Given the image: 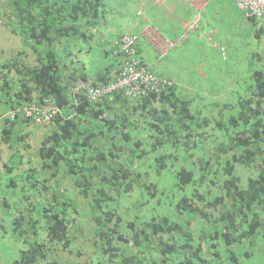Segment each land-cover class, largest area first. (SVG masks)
I'll return each mask as SVG.
<instances>
[{
  "label": "trees",
  "instance_id": "obj_1",
  "mask_svg": "<svg viewBox=\"0 0 264 264\" xmlns=\"http://www.w3.org/2000/svg\"><path fill=\"white\" fill-rule=\"evenodd\" d=\"M104 12L103 0H0L23 48L0 50V192H22L12 213L0 202L8 264H81L71 254L83 227L98 264H264V65L214 119L174 81L89 101L71 87L111 81L120 65ZM44 98L61 109L50 122L1 117ZM135 191L138 212L125 215Z\"/></svg>",
  "mask_w": 264,
  "mask_h": 264
},
{
  "label": "rangeland",
  "instance_id": "obj_2",
  "mask_svg": "<svg viewBox=\"0 0 264 264\" xmlns=\"http://www.w3.org/2000/svg\"><path fill=\"white\" fill-rule=\"evenodd\" d=\"M139 1L103 0L105 15L101 22L106 21L108 28L105 30L111 31L113 28H115L114 31L120 30L126 15L134 16ZM195 1L207 5L203 10L189 6L191 10L187 11L185 8L184 12L180 11L178 19L181 22L185 21L181 24L180 30H185L186 39L169 49L160 61L158 69L176 79L179 93L183 97L192 99L193 111L199 112L200 116L214 119L219 117L218 113L223 105L235 103L239 96L246 94L247 87L251 83L252 72L263 68L261 64L264 65V35L260 37L255 35V26L237 9L233 0ZM194 14H197L196 18H193ZM0 22H2L1 16ZM3 27L1 23L0 49L3 48L1 58L7 59L11 54L15 55L17 51H22L23 48H21L20 40H12ZM102 31L100 29L98 32ZM109 34L112 35L111 32ZM84 55L90 59L88 54ZM30 127L34 130L30 136L31 143L37 144L42 132L35 131V125ZM209 129L208 133L214 134V131ZM1 179L0 177V182H2ZM150 179H155L153 173L150 174ZM167 187L170 188V182ZM137 197L138 191H135L127 199L129 202L124 200L122 209L125 215L130 214L127 209L129 204L133 212H138ZM21 198L22 192L19 189L16 193L0 192V202L7 199L11 204V210L8 208L11 213L15 211L14 207L17 208L15 204H19ZM3 208L0 204V210ZM155 209L161 210L157 207ZM156 210L153 212L155 213ZM9 218H12L11 215L6 220ZM83 228L85 229L81 231L78 229L77 237L73 239L74 248L77 251L72 252L71 257L80 260L81 264H98L101 256L91 255L92 245L89 241L85 242L86 238L91 239V234L86 227ZM3 235L5 236L0 238V264H8L9 253L6 252V248L11 247V244L5 231ZM260 245L264 248V239L260 241ZM62 257H65V253Z\"/></svg>",
  "mask_w": 264,
  "mask_h": 264
},
{
  "label": "built area",
  "instance_id": "obj_3",
  "mask_svg": "<svg viewBox=\"0 0 264 264\" xmlns=\"http://www.w3.org/2000/svg\"><path fill=\"white\" fill-rule=\"evenodd\" d=\"M233 2L245 18L264 20V0H233ZM140 13L141 11H137V14ZM139 40L145 41L161 55L174 44L173 41L163 38L159 31L150 25L143 26L137 33L123 34L115 41L116 51L120 56V65L115 78L97 84L88 81L77 83L71 87V93L83 94L89 101H97L103 96L119 91L124 97L135 99L150 93H160L172 85L173 81L169 77L154 73L140 60L137 53ZM60 113L61 109L53 101L44 98L42 103L33 101L9 109L1 117L15 118L17 115H23L34 123H47Z\"/></svg>",
  "mask_w": 264,
  "mask_h": 264
},
{
  "label": "crops",
  "instance_id": "obj_4",
  "mask_svg": "<svg viewBox=\"0 0 264 264\" xmlns=\"http://www.w3.org/2000/svg\"><path fill=\"white\" fill-rule=\"evenodd\" d=\"M205 5L207 4L203 2L201 4H198L196 3L195 0H140L139 4L137 5V8L134 11L135 17L134 16L131 17L130 14L129 15L127 14L121 25L125 28L122 27L120 30H116V31H114L115 28H113L111 29V33L112 36L137 33L142 29L143 26L150 25L156 28L163 38L167 39L168 41H173L174 44L171 46L173 47L179 44L180 42H182L183 40H185L187 36V33H185L184 29L180 30L182 29L181 24L185 23V21L181 22L180 19H178V17L180 16V11L181 10L183 11L185 8L187 9V11L191 10L189 6H193L197 10L198 9L203 10L205 8ZM137 11H141V13L137 14ZM196 16L197 14H194L193 18H196ZM257 20H258V26L264 27L263 19H257ZM1 23L2 22H0V24ZM3 30H6V32H8V36L12 40L19 41V38L13 32L7 29L5 26L3 27ZM169 49L163 55H161L158 54L150 45L145 43V41L143 40H139L137 45L138 57L146 65H148V67L154 73L159 75H165L169 77L172 81H174L177 87V92H179L176 79L170 76V74H168L167 72L158 69V65L160 61L163 60ZM261 65L263 67V64Z\"/></svg>",
  "mask_w": 264,
  "mask_h": 264
}]
</instances>
